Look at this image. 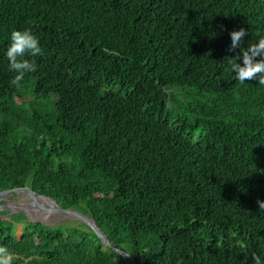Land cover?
Returning a JSON list of instances; mask_svg holds the SVG:
<instances>
[{
  "label": "trees",
  "instance_id": "obj_1",
  "mask_svg": "<svg viewBox=\"0 0 264 264\" xmlns=\"http://www.w3.org/2000/svg\"><path fill=\"white\" fill-rule=\"evenodd\" d=\"M241 27L245 47L264 36V0H0V190L88 212L137 264H251L264 85L233 79ZM23 28L43 54L15 86L3 52ZM0 246L13 264H131L77 219L12 213Z\"/></svg>",
  "mask_w": 264,
  "mask_h": 264
},
{
  "label": "clouds",
  "instance_id": "obj_2",
  "mask_svg": "<svg viewBox=\"0 0 264 264\" xmlns=\"http://www.w3.org/2000/svg\"><path fill=\"white\" fill-rule=\"evenodd\" d=\"M229 36L231 40L229 50L231 51L237 48L240 49L238 59L234 58V60L231 62V71L233 73V79L239 81L241 84L249 80H257L259 85H264V36L257 38L255 42L247 43L246 47L243 46L244 37L246 36L245 28L241 27L238 30H231L229 32ZM42 54L43 49L40 39L30 29L23 28L13 30L10 33L9 43L3 52V55L8 62V68L11 72L15 73V76L10 80V84L19 86L26 73L35 72L37 70L38 65L33 59L30 58L37 57ZM257 204L259 212H264V200L258 199ZM64 219L65 218H63L62 220ZM43 224L49 225L52 223L46 222ZM105 234L110 240L106 232ZM111 242L115 244L118 248H120L116 243H114L113 241ZM102 245L104 247L109 248V246H106L103 243ZM118 255H123L125 256V259L127 258L124 253H119ZM0 264H13L12 252L3 246H0ZM244 264H247V260L244 261ZM251 264H264V254H251Z\"/></svg>",
  "mask_w": 264,
  "mask_h": 264
},
{
  "label": "water",
  "instance_id": "obj_3",
  "mask_svg": "<svg viewBox=\"0 0 264 264\" xmlns=\"http://www.w3.org/2000/svg\"><path fill=\"white\" fill-rule=\"evenodd\" d=\"M20 190L22 192H27V193L49 198L50 200H52L53 204L52 205H39L35 203L32 205L31 204L20 205V204L11 203V201L8 199L7 196L12 195V194H18ZM0 199L4 201L2 203L0 202V210H4V213L0 214L1 218H9L12 213L20 212V213L25 214L27 217H29L30 220L39 221L41 223H46L47 218L41 219V218H35L32 216V213L38 212V210H45L49 214L56 216L57 218L61 217V219L63 218L77 219L83 224H85L86 226H88L99 237V239L102 241L104 245L109 246V248H111L112 250L118 253H124L131 263L136 264L131 253H129L126 250L120 249L115 244H113L107 238L105 232L102 230V228L93 218V216L90 215L86 211L77 209L75 207L63 208L56 202L54 198L49 197L44 194L37 193L33 191L28 185H25L23 187H14V188L0 190Z\"/></svg>",
  "mask_w": 264,
  "mask_h": 264
},
{
  "label": "rangeland",
  "instance_id": "obj_4",
  "mask_svg": "<svg viewBox=\"0 0 264 264\" xmlns=\"http://www.w3.org/2000/svg\"><path fill=\"white\" fill-rule=\"evenodd\" d=\"M50 99L53 97L52 94L49 95ZM49 97H48V100L45 101V106H49L50 105V102H49ZM8 199L12 202V203H15V204H20V205H26L27 202H29V200H27V197L26 196H21L19 194H12V195H9L7 196ZM0 202H4L3 200H0ZM25 207V206H23ZM1 211V210H0ZM39 211V210H38ZM33 214V213H32ZM35 215H37L38 213H34ZM52 217L48 218L46 217V222H50V223H61L63 221H72L73 219L71 218H68V219H64L62 220L61 217H56V216H53L51 215ZM17 234L19 235L20 234V225H18V229H17Z\"/></svg>",
  "mask_w": 264,
  "mask_h": 264
},
{
  "label": "bare ground",
  "instance_id": "obj_5",
  "mask_svg": "<svg viewBox=\"0 0 264 264\" xmlns=\"http://www.w3.org/2000/svg\"><path fill=\"white\" fill-rule=\"evenodd\" d=\"M19 192H22L21 190ZM27 193V192H25ZM29 196V203L28 204H39V205H52L53 202L52 200H50L49 198L43 197V196H39V195H35V194H31V193H27ZM1 200V199H0ZM12 203V202H11ZM30 207V206H29ZM34 213H38L37 215H35ZM32 214L33 217L35 218H46V214L50 215L47 211L45 210H39L38 212H34Z\"/></svg>",
  "mask_w": 264,
  "mask_h": 264
}]
</instances>
